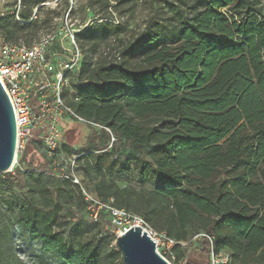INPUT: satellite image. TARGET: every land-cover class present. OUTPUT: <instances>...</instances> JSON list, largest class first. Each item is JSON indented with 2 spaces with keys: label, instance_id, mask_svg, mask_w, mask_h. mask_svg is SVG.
<instances>
[{
  "label": "trees",
  "instance_id": "16d2710c",
  "mask_svg": "<svg viewBox=\"0 0 264 264\" xmlns=\"http://www.w3.org/2000/svg\"><path fill=\"white\" fill-rule=\"evenodd\" d=\"M164 1L168 19L152 20L127 41L109 20L74 33L81 49L84 42L92 51L110 38L123 42L113 60L85 56L74 94L65 95L77 115L108 127L117 140L107 148V133L88 124L92 135L79 152L58 147L82 153L84 173L97 177L93 193L156 230L184 241L206 232L213 253H230L228 264H264V0ZM40 3L19 0L17 13L16 5L6 9L0 41L27 38L30 45L48 29ZM126 144L130 152L122 151ZM48 168L0 173L8 193L0 197V256L24 264L17 254L27 246L33 264H122L105 212L96 221L69 215L65 237L61 205L85 209V201L68 179L50 187ZM130 171L139 189L113 179ZM24 174L30 182L13 192ZM185 248L174 246L177 260ZM210 248L204 239L203 253Z\"/></svg>",
  "mask_w": 264,
  "mask_h": 264
},
{
  "label": "built area",
  "instance_id": "2783aa9c",
  "mask_svg": "<svg viewBox=\"0 0 264 264\" xmlns=\"http://www.w3.org/2000/svg\"><path fill=\"white\" fill-rule=\"evenodd\" d=\"M19 7L18 0L16 13ZM3 13L4 10H0V16ZM53 39L54 36H48L29 46L0 41V81L15 112L17 125L15 155L18 167L22 169L25 152L29 144H32L36 153L49 160L53 171H59L62 179H68L78 186L85 201V209L92 220H98L102 212L108 214L110 231L116 236L131 226L141 227L155 241L156 251L170 264H172L170 258L174 259L176 256L173 251L175 245L184 248L192 242L206 239L211 245L209 264H228L230 253L227 251L213 253V238L210 234L197 233L184 241L171 238L164 231H155L141 216L116 206L113 199L97 196L81 182L74 165L82 153L65 157L62 152H57L60 120L65 115L102 128L110 137L107 148H111L117 138L108 127L85 120L66 103L65 95L74 94L72 83L79 84L74 76L79 72L82 51L74 39L72 46H61L57 50L53 47ZM58 156L62 161L58 160ZM14 165L10 167V171H13Z\"/></svg>",
  "mask_w": 264,
  "mask_h": 264
},
{
  "label": "rangeland",
  "instance_id": "374dc122",
  "mask_svg": "<svg viewBox=\"0 0 264 264\" xmlns=\"http://www.w3.org/2000/svg\"><path fill=\"white\" fill-rule=\"evenodd\" d=\"M178 3L177 0H169ZM191 2L192 0H187ZM40 4L44 5L43 15L51 20V26L48 29H43L38 33L36 38H33L30 45L35 41H39L48 36H54L53 46L55 49L59 50L61 46L70 47L73 45L72 40L74 39L75 44L80 48L79 43H77L74 33L81 31L82 29L90 26L93 21H111L112 23L119 24L121 26V37L125 38L127 41L142 31H146L152 20H157L164 22L168 19L167 10L164 8V0H40ZM18 0L16 2L17 6ZM13 0H0V10L13 9L15 6ZM27 38L19 39L18 43L28 46L26 43ZM123 43V42H122ZM122 43L115 38H110L106 42H102L97 45L96 50H91L88 43L84 42L81 56V61L86 56L91 61L105 58L108 60H113L118 57L120 49L122 48ZM77 73L74 76L75 79ZM94 128H99L93 126ZM93 128L87 123L79 122L69 116L65 115L60 120V140L59 144L67 143L73 150L79 152L81 147H84L92 135ZM122 151L130 152L128 144L122 146ZM57 152H62L58 147ZM63 153V152H62ZM65 157L73 156L72 153H63ZM59 161H62L61 157H57ZM47 160L46 157L36 153L32 144H29L25 152V156L22 160V168H32V169H44L49 166L50 171L44 172V180L50 187L57 186L60 184L62 179L59 171H53L50 163L48 165H43V161ZM19 160V158H18ZM83 161L75 162L74 168L75 172L79 176L81 182L92 190L97 177L94 175H86L82 167ZM15 168H18V162L15 163L12 173L15 172ZM22 170V169H21ZM52 170V171H51ZM1 173V172H0ZM1 178V174H0ZM113 179L120 183V186L131 184L136 189H139V182L136 180L134 171L127 172V174L114 175ZM30 182L28 174H24L20 178L21 186H14L13 192H22L27 183ZM8 196L7 192H4L0 186V197ZM1 202V200H0ZM59 215L61 221L64 223V235L68 239L72 231V224L68 223V216L71 214H77L81 219H86L90 221L89 214L84 209L81 204H76L75 202H68L67 204H62L59 210ZM5 216V215H4ZM16 217L15 213L9 215L13 220ZM3 218L2 210L0 211V220ZM148 225H150L148 223ZM155 231L158 232L152 225H150ZM58 229L57 227H55ZM94 231V229H92ZM204 241V240H203ZM203 241L190 243L188 247L185 248L184 257L177 260L176 256L174 259L170 258V262L173 264L174 260L176 264H209V256H207L202 251ZM15 248L17 242H14ZM21 251L17 254V258L22 260L24 264H33L26 258L24 254L27 250V246L21 247ZM174 263V264H175ZM0 264H16V260L13 256L8 253H4L0 256Z\"/></svg>",
  "mask_w": 264,
  "mask_h": 264
},
{
  "label": "water",
  "instance_id": "95a60500",
  "mask_svg": "<svg viewBox=\"0 0 264 264\" xmlns=\"http://www.w3.org/2000/svg\"><path fill=\"white\" fill-rule=\"evenodd\" d=\"M15 112L0 81V172L10 171L16 158ZM122 264H170L156 251L155 241L139 226H131L115 238Z\"/></svg>",
  "mask_w": 264,
  "mask_h": 264
},
{
  "label": "bare ground",
  "instance_id": "6f19581e",
  "mask_svg": "<svg viewBox=\"0 0 264 264\" xmlns=\"http://www.w3.org/2000/svg\"><path fill=\"white\" fill-rule=\"evenodd\" d=\"M15 162H16V158L14 159V162H13L12 166L15 164ZM12 166H11V167H12Z\"/></svg>",
  "mask_w": 264,
  "mask_h": 264
}]
</instances>
